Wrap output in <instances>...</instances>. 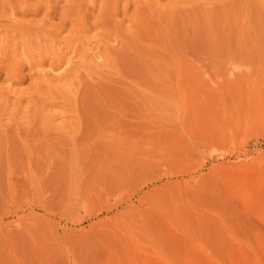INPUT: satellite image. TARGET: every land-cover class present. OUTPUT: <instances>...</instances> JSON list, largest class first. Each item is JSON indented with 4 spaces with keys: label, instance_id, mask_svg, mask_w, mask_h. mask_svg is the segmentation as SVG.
Returning <instances> with one entry per match:
<instances>
[{
    "label": "rangeland",
    "instance_id": "1",
    "mask_svg": "<svg viewBox=\"0 0 264 264\" xmlns=\"http://www.w3.org/2000/svg\"><path fill=\"white\" fill-rule=\"evenodd\" d=\"M0 264H264V0H0Z\"/></svg>",
    "mask_w": 264,
    "mask_h": 264
}]
</instances>
